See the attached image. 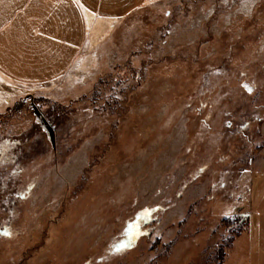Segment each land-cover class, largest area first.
<instances>
[{
	"label": "rangeland",
	"instance_id": "374dc122",
	"mask_svg": "<svg viewBox=\"0 0 264 264\" xmlns=\"http://www.w3.org/2000/svg\"><path fill=\"white\" fill-rule=\"evenodd\" d=\"M18 89L0 264H264V0H147Z\"/></svg>",
	"mask_w": 264,
	"mask_h": 264
},
{
	"label": "crops",
	"instance_id": "0c3cea01",
	"mask_svg": "<svg viewBox=\"0 0 264 264\" xmlns=\"http://www.w3.org/2000/svg\"><path fill=\"white\" fill-rule=\"evenodd\" d=\"M146 1L0 0V103L2 90L64 77L81 56L93 21L121 19ZM40 58L50 59L44 73Z\"/></svg>",
	"mask_w": 264,
	"mask_h": 264
},
{
	"label": "water",
	"instance_id": "95a60500",
	"mask_svg": "<svg viewBox=\"0 0 264 264\" xmlns=\"http://www.w3.org/2000/svg\"><path fill=\"white\" fill-rule=\"evenodd\" d=\"M26 99H28L26 97ZM31 107L33 108V112L35 115V122L37 124H39L41 126V128L46 132V134L48 135L49 139L52 140L53 138V133H52V129L49 127L47 121H45V119L42 117V115L40 114V112L36 109V107L34 106V104L31 102Z\"/></svg>",
	"mask_w": 264,
	"mask_h": 264
},
{
	"label": "trees",
	"instance_id": "16d2710c",
	"mask_svg": "<svg viewBox=\"0 0 264 264\" xmlns=\"http://www.w3.org/2000/svg\"><path fill=\"white\" fill-rule=\"evenodd\" d=\"M245 224H247V222Z\"/></svg>",
	"mask_w": 264,
	"mask_h": 264
}]
</instances>
